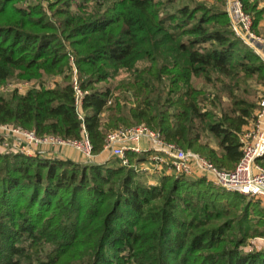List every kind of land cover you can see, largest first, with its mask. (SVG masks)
Instances as JSON below:
<instances>
[{
    "label": "trees",
    "instance_id": "obj_1",
    "mask_svg": "<svg viewBox=\"0 0 264 264\" xmlns=\"http://www.w3.org/2000/svg\"><path fill=\"white\" fill-rule=\"evenodd\" d=\"M263 1L242 0L257 32ZM226 5L0 0V124L81 138L74 57L95 153L109 131L144 123L220 168H235L240 133L258 106L250 81L263 83L264 67L236 35ZM121 71L128 76L111 86ZM12 80L39 87L4 92ZM119 160L0 152V264H264V247H248L264 236L261 201L204 178L146 179Z\"/></svg>",
    "mask_w": 264,
    "mask_h": 264
},
{
    "label": "built area",
    "instance_id": "obj_2",
    "mask_svg": "<svg viewBox=\"0 0 264 264\" xmlns=\"http://www.w3.org/2000/svg\"><path fill=\"white\" fill-rule=\"evenodd\" d=\"M226 2L233 30L260 56L264 67V37L254 31L252 15L245 10L242 0H226ZM71 62L75 107L83 127L81 138L70 139L52 134L39 135L35 130L17 124L1 123V153L64 159L65 149H72L80 153L86 163L95 162L103 153L120 159L124 166H134L138 172L204 178L217 187L264 202V166L259 162L264 157V85L254 117L242 129L239 136L242 157L235 168L226 169L218 167L199 152L167 141L159 131L144 123L109 131L105 137L103 150L95 153L84 123V98L87 91L82 85V78L74 57ZM57 80L52 81L50 86L54 87ZM37 84L29 86L27 91L39 87V83ZM14 86L7 84L2 87V90L6 92L17 89L20 93L26 92L21 87ZM129 153L144 154L147 159L134 164ZM259 239L264 240L262 237ZM255 242L252 241V247L250 244L249 248L253 249Z\"/></svg>",
    "mask_w": 264,
    "mask_h": 264
},
{
    "label": "rangeland",
    "instance_id": "obj_3",
    "mask_svg": "<svg viewBox=\"0 0 264 264\" xmlns=\"http://www.w3.org/2000/svg\"><path fill=\"white\" fill-rule=\"evenodd\" d=\"M198 1H202V2H205V3H207L208 5H212L213 3H215L216 2V0H198ZM44 3L46 4V2L44 1ZM261 31V30H260ZM258 35H260V36H262V37H264V32H257V31H255ZM70 52H71V54L73 55L74 54V52H73V50L71 49L70 50ZM142 65V64H141ZM128 76V74L125 72V71H121L118 75H116L114 78H112V79H110L109 80V82H110V85L111 86H114V85H116L120 80H122L123 78H126ZM54 79V78H53ZM52 79V80H53ZM55 79H58V80H61V77L60 76H57ZM54 79V80H55ZM53 80V81H54ZM38 83V81H26V80H21V81H17V80H12V81H10L9 83H8V85L9 84H13V85H15L14 87H21L22 88V90L23 91H27V89L29 88V86H31V85H36ZM51 83V82H50ZM250 83H251V85H252V87L253 88H255L256 90H257V92H258V97H257V103H258V101H259V99H260V94H261V91H262V88H263V85H264V82L263 83H257L255 80H251L250 81ZM38 85V84H37ZM13 88V87H12ZM14 91V90H13ZM12 90H8V91H6V93H10V92H13ZM136 125H138V124H136ZM210 141H211V145L213 146V147H215V148H217V143H216V141L214 140V139H210ZM106 156L107 157H109L110 159H111V161L113 160V159H115V160H117L118 158H115V157H113V156H110V155H108V154H106ZM119 160V159H118ZM120 161V160H119ZM106 163V162H105ZM120 164H121V161H120ZM141 173H143V174H145L144 175V177L146 178V179H150V178H152V175H150V174H146L147 172H145V171H140ZM260 201V200H259ZM261 204L264 206V202H261ZM262 238H264V236L262 237ZM259 237H253V238H251L250 240H249V243H248V247H250V244H251V247H252V241H256L255 242V247H256V249H261L262 247H264V240H262V239H259Z\"/></svg>",
    "mask_w": 264,
    "mask_h": 264
},
{
    "label": "crops",
    "instance_id": "obj_4",
    "mask_svg": "<svg viewBox=\"0 0 264 264\" xmlns=\"http://www.w3.org/2000/svg\"><path fill=\"white\" fill-rule=\"evenodd\" d=\"M259 8H264V1L260 2ZM258 28L262 32H264V16H263L262 20L259 22ZM0 152H2L1 147H0ZM64 152L66 154V156H65L66 159H71L73 161L80 162V163H86L85 159L77 151L72 150V149H65ZM110 160L111 159L109 157H107L106 154L101 153L99 155V157H97L95 163H105V162H108Z\"/></svg>",
    "mask_w": 264,
    "mask_h": 264
}]
</instances>
